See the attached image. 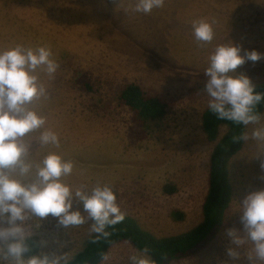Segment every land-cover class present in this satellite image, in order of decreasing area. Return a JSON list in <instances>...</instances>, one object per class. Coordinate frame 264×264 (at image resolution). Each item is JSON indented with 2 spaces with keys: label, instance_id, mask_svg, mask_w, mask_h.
<instances>
[{
  "label": "rangeland",
  "instance_id": "374dc122",
  "mask_svg": "<svg viewBox=\"0 0 264 264\" xmlns=\"http://www.w3.org/2000/svg\"><path fill=\"white\" fill-rule=\"evenodd\" d=\"M134 4L135 0H0V51L44 46L59 65L51 77L37 70L45 94L31 105L45 117L44 129L58 135L59 147L39 144L44 129L29 134L25 141L31 142L28 159L33 172L21 179L29 182L42 158L56 152L74 164L72 174L62 177L73 191L84 186L90 192L97 184H107L122 213L157 237L172 236L200 222L207 192L215 145L201 128L210 100L204 92L209 56L228 41L241 46L242 55L243 50L264 54V0H165L149 14L135 12ZM200 19L212 24L211 43L195 39L193 21ZM240 73L255 86L264 83V58L246 61L236 69ZM129 83L160 97L167 105L165 117L146 125L135 121L117 100L119 90ZM260 117L258 124L246 126L250 138L228 164L238 193L247 188L249 172L264 173V157L256 158L264 154V141L251 139L253 129L264 127V110ZM224 131L219 130V137ZM165 186L174 187L175 193L165 194ZM240 195L202 250L170 264H249V246L236 248L227 234L228 229H243L235 205L247 194ZM73 207L87 217L82 204L74 202ZM173 210L183 212L184 218L173 219ZM91 223L88 219L64 228L49 215L33 216L25 226L29 238L38 241L37 254L55 255L63 263L83 248L92 234ZM228 248H236L240 259L229 257ZM138 252L128 243L115 244L104 264H130L129 257ZM0 264L14 261L0 258Z\"/></svg>",
  "mask_w": 264,
  "mask_h": 264
},
{
  "label": "clouds",
  "instance_id": "9594fccd",
  "mask_svg": "<svg viewBox=\"0 0 264 264\" xmlns=\"http://www.w3.org/2000/svg\"><path fill=\"white\" fill-rule=\"evenodd\" d=\"M165 0H135L133 10L149 14L153 9L162 8ZM196 41L211 43L214 39L212 24L205 19L193 21ZM228 41L215 47L209 56V66L205 69L204 92L210 97L209 108L218 119L229 120L237 125L258 124L261 117L258 105L264 102V93L255 91L251 79L236 74V69L246 61L257 62L264 54L256 50H243ZM49 48L15 47L0 51V258L11 259L14 264H61L53 255H28L30 247L25 221L30 218H58L64 228L80 226L86 220L92 221L90 232L108 237L106 228L121 223L124 213L117 204L113 189L105 184H97L91 191L84 186L75 188L66 184L62 177L72 174L74 164L56 152H48L35 166L34 177L25 182L33 172V164L28 157L31 142L25 138L29 134L44 129L46 119L31 107L32 103L45 94L40 84L37 70L54 76L59 65ZM247 133L238 139L247 141ZM251 139L264 141V127L251 132ZM39 144L59 147V137L51 129L40 131ZM264 157V154L256 158ZM264 169V159L261 160ZM74 202L82 204L84 213L74 210ZM242 231L228 229L227 234L236 248L248 245L246 258L249 264H264V189L252 191L240 204ZM236 248H228L227 254L240 259ZM101 264L109 259L101 254ZM130 264H156L147 247L129 257Z\"/></svg>",
  "mask_w": 264,
  "mask_h": 264
},
{
  "label": "trees",
  "instance_id": "16d2710c",
  "mask_svg": "<svg viewBox=\"0 0 264 264\" xmlns=\"http://www.w3.org/2000/svg\"><path fill=\"white\" fill-rule=\"evenodd\" d=\"M255 91L264 93V83L256 85ZM117 100L120 105L127 107L133 113L134 120L142 125L159 121L167 113V105L160 97L146 95L140 86L134 83L124 85L118 92ZM263 110L264 102L257 107L260 116ZM201 128L206 139L215 142V145L209 157L207 192L201 206V220L197 225L183 233L157 237L141 228L137 220L124 214L121 223L106 228L110 233L108 237L97 238V234L92 233L87 237L83 248L61 264H100L101 254H108L113 245L122 242L130 244L138 251L147 247L156 264H170L202 250L219 231L230 204L232 186L228 164L231 157L243 146L244 140L238 137L245 133V126L218 119L207 107L201 115ZM221 128L225 131L219 137ZM175 191L174 187L163 188V192L168 195L174 194ZM171 217L182 220L184 214L179 210H173ZM27 243L30 251L26 256L36 255L39 249L38 241L29 238Z\"/></svg>",
  "mask_w": 264,
  "mask_h": 264
},
{
  "label": "crops",
  "instance_id": "0c3cea01",
  "mask_svg": "<svg viewBox=\"0 0 264 264\" xmlns=\"http://www.w3.org/2000/svg\"><path fill=\"white\" fill-rule=\"evenodd\" d=\"M221 12V11H220ZM223 14L226 16H229V14H230V12L229 11H223ZM224 16V17H225ZM260 52H262V51H264V46L263 47H261L260 48ZM245 133H246V126H245ZM262 176H264V173L263 172H249V178H250V181L249 182H247L248 184H247V188H243V190H241V192H245L246 194H249L250 192H252V191H257V190H261V189H264V178L263 179H261V177ZM245 179H247V177H245ZM230 180V179H229ZM230 184H231V186H232V182H231V180H230ZM244 185H245V183H244ZM246 189V190H245ZM239 190V193L237 192V190H236V188L235 189H233L232 188V196H231V201H230V204H229V207L231 206H233V202L235 201V200H237V197H241V195H240V189H238ZM241 199V198H240ZM239 201V200H238ZM232 204V205H231ZM241 204V203H240ZM240 204H238V205H235V206H237V208L239 209V211H240ZM235 206H234V208H235ZM236 208V209H237ZM228 209V208H227ZM184 214V213H183ZM235 224V226H237V224H238V222H235L234 223Z\"/></svg>",
  "mask_w": 264,
  "mask_h": 264
}]
</instances>
